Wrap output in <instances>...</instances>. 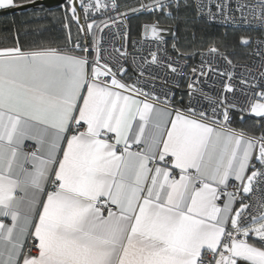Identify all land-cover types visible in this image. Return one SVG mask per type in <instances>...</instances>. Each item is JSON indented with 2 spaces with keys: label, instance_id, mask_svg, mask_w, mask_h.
<instances>
[{
  "label": "snow or ice",
  "instance_id": "6c2138e0",
  "mask_svg": "<svg viewBox=\"0 0 264 264\" xmlns=\"http://www.w3.org/2000/svg\"><path fill=\"white\" fill-rule=\"evenodd\" d=\"M27 3L0 0V10ZM80 8L68 0L64 9V47L22 43L15 28L12 46H0V264H264V0H139L124 11L117 0H80ZM182 9L249 26L234 43L209 44L207 66L201 53L190 74L167 57L171 73L188 75L186 105L171 89L125 81L123 44L102 48L104 29L127 28L130 13L179 21ZM95 12L108 18L97 22ZM72 22L84 44L73 41ZM142 28L161 44L172 31L158 21ZM238 48L252 49L258 67ZM149 55L141 77L162 63ZM213 76L223 81L217 96L197 86ZM234 109L241 123L256 118L259 135L232 126ZM253 193L262 194L254 212Z\"/></svg>",
  "mask_w": 264,
  "mask_h": 264
},
{
  "label": "trees",
  "instance_id": "16d2710c",
  "mask_svg": "<svg viewBox=\"0 0 264 264\" xmlns=\"http://www.w3.org/2000/svg\"><path fill=\"white\" fill-rule=\"evenodd\" d=\"M39 1V0H35ZM20 2L27 3V0H20ZM145 3L150 0H144ZM183 2V0H181ZM120 5V11H124L128 5L136 6L139 0H117ZM30 4V3H27ZM68 1L60 6L47 8L38 6L23 11L15 12L9 15L0 17V46H12V30L17 29L20 33L21 42L27 41H43L53 47H64L68 29L64 27V9ZM71 16V13H69ZM181 19L179 21H172L163 18L157 13L153 15L151 12H141L139 14H129V25L133 37L142 36V25L149 21H158L159 24L172 25L175 31L172 39L165 40L167 49L170 54L185 60L190 65L195 64L198 56L207 52L209 44L215 42L216 44L234 43L236 38L242 34L243 29L224 28L216 25H211L199 16L195 15L191 10L185 12L183 9L180 13ZM73 41L79 39L81 44L85 43L83 33H78L77 25L72 22L70 25ZM195 31V39L193 32ZM255 38L256 33L249 32ZM175 42L181 53H185L184 57L178 55L173 51L172 44ZM89 44V42H87ZM239 56L248 60L251 49H237ZM253 119H246V122L241 123L240 118L235 119L232 125L244 127ZM254 132L259 134L256 129Z\"/></svg>",
  "mask_w": 264,
  "mask_h": 264
},
{
  "label": "built area",
  "instance_id": "2783aa9c",
  "mask_svg": "<svg viewBox=\"0 0 264 264\" xmlns=\"http://www.w3.org/2000/svg\"><path fill=\"white\" fill-rule=\"evenodd\" d=\"M77 1L81 15H83V10L80 8V0ZM85 2H88V0H85ZM102 2H110V0H102ZM104 11H107L108 15L112 17H115L117 15V13L111 12L110 10H104ZM92 15L97 19V22H99L100 19L108 18V16H101L100 12H95ZM202 20H204L205 22L211 25H216L224 28L245 29L249 27L247 25H238L230 22H225L222 19L210 21L206 16L202 18ZM154 21H149V22L152 23ZM126 24H127V28L124 29L120 28L119 24H117L111 30L105 28L104 33L102 34L103 35L102 48L106 49L107 52L111 53L113 51V48H119L123 44L124 50H126V52L128 53V56L121 60V63L127 69V75L124 76L123 79L128 83H132L137 78H139L141 81L148 80L149 84L146 85L145 87L150 88L151 85L154 84L155 85L154 90L157 93H162L163 91H168L169 89H171V91L175 94L176 100H179L181 95L184 96V104L186 105L188 101V97L186 95L188 91L187 89L188 75L182 73L179 77H176L173 73H171L170 69L165 66L166 63L169 62L167 60V57H171L172 60H179L180 65L183 66L190 74L191 68L199 67L201 65L202 55L200 54L198 56L195 64L190 65L185 60H182L170 54L167 49V44L165 40H163V43L161 44V42L155 41L151 38H146L143 36L133 37L129 25V19L126 21ZM118 32H126V35L124 36L123 39L121 38V35L117 34ZM253 32L256 33L255 37L260 35V33L256 31ZM87 42H89V45H91V37L88 38ZM165 48L167 49V56L164 51ZM150 52H157V55L162 63L158 66L151 65L150 75L146 71L145 76L141 77L139 73V69L141 68V66H143L144 69L149 68V65L145 63V60L150 61L151 59L149 55ZM203 58H204L205 66H207L206 61L207 59L210 58L209 54L207 52H203ZM133 60L135 62H133ZM247 61L249 62L250 65L254 64L258 67L260 63V58L255 55H249ZM215 63L221 70H223V68L225 67V65L219 60L215 61ZM239 71H243V69H239ZM200 80L203 81V83H198L197 86L201 87L204 92L208 93L210 96H217L221 94V87L223 84L222 80L217 79L215 76H213L211 79L200 77ZM165 81H167L168 83H165ZM228 95L231 96L232 94H228ZM236 97L238 99V102L242 104L245 98L239 92L236 93ZM197 101L200 102L197 105L198 107H203L205 109L209 108L207 101H204L203 97L197 96ZM231 117L233 122L235 119L240 118V113L234 109L231 112ZM246 119H248L247 116ZM261 195H262L261 193H253L250 194L248 198H246L247 202L253 206L250 209L251 211L253 212L255 211L254 206L256 205L257 200L260 198Z\"/></svg>",
  "mask_w": 264,
  "mask_h": 264
},
{
  "label": "water",
  "instance_id": "95a60500",
  "mask_svg": "<svg viewBox=\"0 0 264 264\" xmlns=\"http://www.w3.org/2000/svg\"><path fill=\"white\" fill-rule=\"evenodd\" d=\"M67 1L68 0H39V1H35V3L27 4V7L24 8L23 10L34 8V7H38V6H44V7H47V8H52V7H55V6L63 5ZM75 6L77 7L78 11H80L77 0H75ZM23 10H21V9H15V10L8 9V10H5V11H1L0 12V17H3L5 15H9V14H12V13H15V12L23 11Z\"/></svg>",
  "mask_w": 264,
  "mask_h": 264
},
{
  "label": "rangeland",
  "instance_id": "374dc122",
  "mask_svg": "<svg viewBox=\"0 0 264 264\" xmlns=\"http://www.w3.org/2000/svg\"><path fill=\"white\" fill-rule=\"evenodd\" d=\"M147 24H150V22H147ZM159 25L161 29H169V28L172 29V31H162L161 35H162L163 40L172 39L174 37L175 31L172 25H168V24H159ZM142 36L145 37L143 34V30H142ZM146 38L152 39L151 34L149 33ZM252 119L253 121H256V118H252ZM255 134H258V133H255Z\"/></svg>",
  "mask_w": 264,
  "mask_h": 264
},
{
  "label": "crops",
  "instance_id": "0c3cea01",
  "mask_svg": "<svg viewBox=\"0 0 264 264\" xmlns=\"http://www.w3.org/2000/svg\"><path fill=\"white\" fill-rule=\"evenodd\" d=\"M5 10H8V9H2V10H0V12H1V11H5ZM233 127L243 128V129H245V130H247V131L254 132L253 130L256 129L257 125H256L255 121H252V122L249 121V122L246 124L245 128H244V127H239V126H234V125H233ZM255 133H256V132H255ZM256 135H259V134H256ZM237 206H238V203H237ZM249 239H250V240H253V239H255V237H254V236H250Z\"/></svg>",
  "mask_w": 264,
  "mask_h": 264
}]
</instances>
